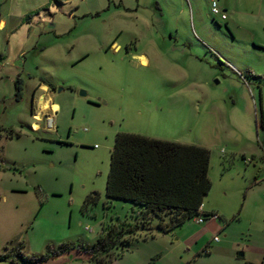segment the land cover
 <instances>
[{"label":"rangeland","instance_id":"374dc122","mask_svg":"<svg viewBox=\"0 0 264 264\" xmlns=\"http://www.w3.org/2000/svg\"><path fill=\"white\" fill-rule=\"evenodd\" d=\"M217 1L228 19L211 0L15 5L0 29V264H97L80 246L131 212L106 197L120 132L208 148L201 209L220 218L153 222L110 264H264V0Z\"/></svg>","mask_w":264,"mask_h":264},{"label":"trees","instance_id":"16d2710c","mask_svg":"<svg viewBox=\"0 0 264 264\" xmlns=\"http://www.w3.org/2000/svg\"><path fill=\"white\" fill-rule=\"evenodd\" d=\"M246 72L240 73V77L250 81L263 80L262 76ZM15 89L20 99L23 89L20 78L15 81ZM210 161L211 151L203 146L118 133L111 151L106 197L110 202L130 203L131 212L117 223L104 224L103 232L93 246L82 245L80 248L91 253L97 264H110L123 256L136 235L152 228L153 222L167 231L184 225L193 217L220 218L214 212L201 209L212 187ZM99 197V193L91 195L85 204L95 202ZM114 252L115 255L109 257ZM203 253L210 251L205 248ZM106 256L109 258L107 263H102ZM6 258L3 256L0 260ZM45 259V255L23 258V264H40ZM243 264L257 263L245 261Z\"/></svg>","mask_w":264,"mask_h":264},{"label":"crops","instance_id":"0c3cea01","mask_svg":"<svg viewBox=\"0 0 264 264\" xmlns=\"http://www.w3.org/2000/svg\"><path fill=\"white\" fill-rule=\"evenodd\" d=\"M24 1H27V0H0V29L2 30V31H5L6 29H7V27H8V21L6 20V19H8V18H10L11 17V12H13L14 11V8H15V5L16 4H18V3H23ZM29 1V0H28ZM212 1V0H211ZM226 11V10H225ZM227 12V11H226ZM228 19V18H227ZM21 26V25H20ZM22 27H23V25H22ZM21 27V28H22ZM23 30L26 32V28L24 29L23 28ZM10 33H9V35H14V33H15V28L13 29V30H10L9 31ZM10 39V38H9ZM259 43V42H258ZM255 44V43H254ZM255 48H260L259 46H262L261 44H255V45H253ZM118 47H119V45H118ZM264 46H262L261 48H263ZM257 48V49H258ZM223 53H224V50H220V54H221V56L223 55ZM229 64H231L232 66H234V67H236L237 69H238V71H240L241 73H242V70L241 69H239L238 67H237V65L233 62V61H231V60H229V62H228ZM246 69V68H245ZM244 72H246V71H248L249 73H252V74H255L252 70H243ZM255 75H257V74H255ZM259 76H262V75H259ZM262 78H263V76H262ZM45 87H47V86H45ZM15 91V90H14ZM14 94L16 95V92H14ZM53 104H55V105H57L58 106V103H56V102H53L52 103V105ZM52 110V112H53V115H54V113H56V110L54 109H51ZM38 126H39V124H38ZM203 206V205H202ZM216 238H218V237H216ZM198 240H195L192 244H191V246L193 245V244H196V245H198L199 244V242H197ZM208 247H210V245H209V243L208 244H206V245H204L203 246V248H202V253L204 252V249L206 248L207 250H208V252L210 251L209 249L210 248H208ZM192 249L190 248L189 249V251H191ZM262 256L264 257V250H262ZM191 259H194L195 261H193V262H198V260H199V256H198V254H196L195 253V255L191 258ZM191 261V260H190ZM189 261V262H190ZM245 261H253L254 262V260H252V259H249V258H244L243 259V262H245ZM193 262H191V263H193ZM243 262H240L239 264H242Z\"/></svg>","mask_w":264,"mask_h":264},{"label":"built area","instance_id":"2783aa9c","mask_svg":"<svg viewBox=\"0 0 264 264\" xmlns=\"http://www.w3.org/2000/svg\"><path fill=\"white\" fill-rule=\"evenodd\" d=\"M211 4H212V13L214 15H220L222 19H227V17H228L227 14L222 9H220L217 0H212ZM54 115H55V113H54ZM52 117H53L52 115L51 116L50 115L46 116V120L49 122V127L53 126V122H54L53 120L54 119ZM215 217H217V216H215ZM196 221L198 223H201V222L204 221V218L203 217H198V218H196ZM215 240H218V238H215Z\"/></svg>","mask_w":264,"mask_h":264},{"label":"bare ground","instance_id":"6f19581e","mask_svg":"<svg viewBox=\"0 0 264 264\" xmlns=\"http://www.w3.org/2000/svg\"><path fill=\"white\" fill-rule=\"evenodd\" d=\"M50 107H51V106H50ZM52 108L55 109V110H57V109H58V106L55 105V104H53V105H52Z\"/></svg>","mask_w":264,"mask_h":264},{"label":"flooded vegetation","instance_id":"af4514ba","mask_svg":"<svg viewBox=\"0 0 264 264\" xmlns=\"http://www.w3.org/2000/svg\"><path fill=\"white\" fill-rule=\"evenodd\" d=\"M32 98L34 99V95L32 96ZM34 101V100H33Z\"/></svg>","mask_w":264,"mask_h":264},{"label":"water","instance_id":"95a60500","mask_svg":"<svg viewBox=\"0 0 264 264\" xmlns=\"http://www.w3.org/2000/svg\"><path fill=\"white\" fill-rule=\"evenodd\" d=\"M160 232H164L163 230H160Z\"/></svg>","mask_w":264,"mask_h":264}]
</instances>
